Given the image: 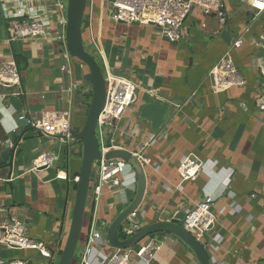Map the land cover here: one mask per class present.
Wrapping results in <instances>:
<instances>
[{
    "label": "crops",
    "instance_id": "obj_1",
    "mask_svg": "<svg viewBox=\"0 0 264 264\" xmlns=\"http://www.w3.org/2000/svg\"><path fill=\"white\" fill-rule=\"evenodd\" d=\"M93 7L91 19L89 14L84 19L86 46L106 74L129 77L136 85L135 101L117 127L107 130L118 147L150 160L144 165L147 189L137 210L140 227L169 220L213 196L217 221L205 236L213 263L264 264V111L257 106L264 88L258 69L264 60V12L228 0L227 22L221 24L194 7L184 22V36L171 42L153 25L114 21L109 0H94ZM20 12L44 19L47 34L14 37L11 22ZM59 16L52 1L0 0V68L14 60L21 74L19 86L0 88V152L9 140L18 144L11 168L0 157V216L23 220L29 235L54 256L47 259L36 251L0 246V264L54 263L71 223L82 142L65 138L58 125L69 115L71 131L82 129L92 85L84 79L88 67L66 57L57 39ZM239 37L243 44L232 54L244 83L214 92L210 72ZM21 116L42 128V134L19 141ZM45 152L55 157L53 165L32 170ZM191 153L203 161L202 170L181 184L178 167ZM59 173L68 179L57 178ZM135 188L130 167L121 186L104 188L97 207V225L104 235L89 247L92 264H105L113 254L106 231L132 200ZM88 208L73 264L86 247ZM151 237L162 243L152 264H200L178 237Z\"/></svg>",
    "mask_w": 264,
    "mask_h": 264
},
{
    "label": "built area",
    "instance_id": "obj_2",
    "mask_svg": "<svg viewBox=\"0 0 264 264\" xmlns=\"http://www.w3.org/2000/svg\"><path fill=\"white\" fill-rule=\"evenodd\" d=\"M19 3L31 0H17ZM52 1L59 13L60 28L57 39L65 49L66 57L71 56L66 47V5L64 0ZM228 0H109L110 17L116 22L138 23L141 25H153L162 30L163 36L169 41H179L184 36V22L194 7H199L205 16L216 17L221 24L227 22L226 2ZM258 12H264V0H241ZM94 0H88L86 14L89 18L94 12ZM21 13V12H20ZM30 14V12H29ZM85 14V15H86ZM89 19V21H90ZM91 23V21H90ZM14 37L28 38L33 36H45L47 34V24L44 19L37 17H26L21 13V17L14 18L11 22ZM243 38H237L225 51L216 65L213 66L210 75L214 79V92L239 86L244 83V79L235 65L233 50L241 47ZM67 69V66H63ZM260 74L264 77V60L258 63ZM107 98L104 107L98 116L97 134L101 144L102 157L94 163L92 186L89 193V234L86 240V247L78 264H92L89 254V247L96 241L103 239V232L97 225V207L101 202L104 188H115L121 186L122 177L128 167L127 163L118 158L107 159L105 154L116 148V139L108 135V127H117L126 110L133 104L136 98V85L126 76L115 75L107 72ZM21 83V74L14 60L5 63L0 68V86L3 89L14 88ZM257 106L264 111V88L263 93L257 101ZM69 116V115H68ZM64 117L59 127L65 138L71 139V126L69 117ZM26 116H21L24 118ZM13 146L12 141H8ZM142 163L149 164L150 160L137 153ZM55 157L48 153H41L34 163L32 170L39 171L50 168ZM203 166V161L195 154L186 155L179 167L181 184L185 181L196 178ZM57 178L67 180L68 175L59 173ZM0 180L2 177L0 176ZM78 178L76 179L77 182ZM215 197L207 196L194 208L187 210L182 224L194 236V238L205 246V236L209 234L217 221L214 212ZM1 207V205H0ZM137 216V211L132 213ZM140 228V225L125 223L121 228L124 238H127ZM0 246L36 251L42 257L54 258L53 254L42 243L29 235L28 225L19 218H8L0 216ZM162 248V243L148 237L135 246L128 248L113 247V254L107 259L105 264H152L158 252ZM13 264H25L22 260H16Z\"/></svg>",
    "mask_w": 264,
    "mask_h": 264
},
{
    "label": "water",
    "instance_id": "obj_3",
    "mask_svg": "<svg viewBox=\"0 0 264 264\" xmlns=\"http://www.w3.org/2000/svg\"><path fill=\"white\" fill-rule=\"evenodd\" d=\"M66 47L69 54L82 61L89 69L84 79L92 85V96L89 103L86 119L80 131H71V137L82 142V161L75 189V199L72 209L71 223L65 244L57 257L55 264H73L77 258L79 242L87 218L89 193L92 186L94 163L102 157L100 140L97 134L98 116L105 105L107 98L106 76L99 61L86 46L83 36V26L88 0H66ZM2 89V87L0 86ZM18 124L23 127L19 141L22 138L34 137L42 134V128L31 124L29 118H19ZM18 144L13 146L7 142L0 152V157L8 167L12 161ZM105 158H118L126 162L133 169L136 176L135 194L129 204L111 221L106 231V237L113 247L128 248L137 245L144 239L158 233H169L178 237L195 254L200 264H214L209 250L198 242L185 228L182 221L186 212L180 211L169 220H158L141 226L136 233L124 238L120 237L121 228L125 223L140 225L138 216L132 213L137 211L145 197L147 189V174L139 155L127 148H116L108 151Z\"/></svg>",
    "mask_w": 264,
    "mask_h": 264
},
{
    "label": "trees",
    "instance_id": "obj_4",
    "mask_svg": "<svg viewBox=\"0 0 264 264\" xmlns=\"http://www.w3.org/2000/svg\"><path fill=\"white\" fill-rule=\"evenodd\" d=\"M94 56L96 57V59L99 61V59H98V57L94 54ZM100 63V62H99ZM101 65V64H100ZM101 68H102V70H103V72H104V74H105V71H104V68H103V66L101 65ZM77 142H81L80 140H77ZM76 182L74 183V188L76 189ZM89 207V206H88ZM85 222H87L86 220H85ZM120 237H124V234H123V232L121 231L120 232ZM62 250V249H61ZM61 250H60V252L58 253V256L60 255V253H61ZM77 258H78V253H77ZM76 258V259H77ZM52 264H55V262L54 263H52Z\"/></svg>",
    "mask_w": 264,
    "mask_h": 264
},
{
    "label": "rangeland",
    "instance_id": "obj_5",
    "mask_svg": "<svg viewBox=\"0 0 264 264\" xmlns=\"http://www.w3.org/2000/svg\"><path fill=\"white\" fill-rule=\"evenodd\" d=\"M161 30V29H160ZM162 31V30H161ZM93 54H94V52H92ZM75 60V59H74ZM77 60V59H76ZM102 65H103V63H101ZM105 74H106V72H105Z\"/></svg>",
    "mask_w": 264,
    "mask_h": 264
}]
</instances>
